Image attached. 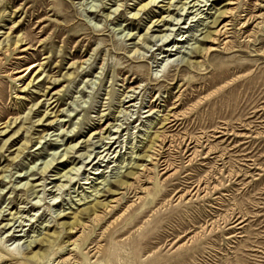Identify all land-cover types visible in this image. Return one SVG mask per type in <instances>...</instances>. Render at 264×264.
Masks as SVG:
<instances>
[{
    "label": "rangeland",
    "instance_id": "374dc122",
    "mask_svg": "<svg viewBox=\"0 0 264 264\" xmlns=\"http://www.w3.org/2000/svg\"><path fill=\"white\" fill-rule=\"evenodd\" d=\"M142 1L0 0V264H264V0Z\"/></svg>",
    "mask_w": 264,
    "mask_h": 264
},
{
    "label": "bare ground",
    "instance_id": "6f19581e",
    "mask_svg": "<svg viewBox=\"0 0 264 264\" xmlns=\"http://www.w3.org/2000/svg\"><path fill=\"white\" fill-rule=\"evenodd\" d=\"M164 0H144V1H142V2H140L138 5H139V7L137 8V11L133 14V18L135 17H137L138 15H139V13L140 12H146V11H148V10H150L151 8H153V6H158V4L160 3V2H163ZM196 1V0H195ZM175 2H176V0H169V2H168V4H167V8L165 9V11L166 12H168L169 14H168V16H170L171 14H170V10H171V7H173V6H176V9L175 10H179L178 12H179V14H180V12L181 11H183V10H185L186 9V7H183L184 5H186L187 4V0H178V2H180L181 3V6H180V8H178V4H176L175 5ZM189 4V3H188ZM159 6H161L162 7V5H159ZM194 6V5H193ZM178 8V9H177ZM184 12V11H183ZM228 13V11H221V12H219V14L216 16V17H214V19L211 21V24H212V26L215 28L214 30H211V31H208L205 35H204V40L206 39V41L205 42H208L207 44H209L210 45V47L208 48V47H205V46H197L196 47V52L197 53H200V54H203V52H205V53H209L210 51H212V50H216L217 49V46H220V45H217L218 43V41H219V36L220 35H224L225 33H227V31H226V28H227V25H228V22H225L224 23V21H225V15ZM231 13V12H230ZM181 15H183V13H181ZM231 15V14H230ZM167 16V17H168ZM167 17L166 16H161V17H159V18H157V19H155V20H153L152 22H151V24L148 26V28H147V30H146V33L144 34V35H142V36H144V38H145V36L147 35V34H149V31L151 30H153L154 29V27H156V26H160V23L163 21L164 23L162 24L163 26H167L165 29H160V31L161 32H164V30H170V28H168L169 27V25H170V23L172 22V17L170 18V19H167ZM251 17V16H250ZM221 18H223V19H221ZM257 18V17H256ZM249 20H251V18H249L248 20H246L244 23H243V25L241 26V27H245L247 24H248V22H249ZM230 22V21H229ZM174 24V23H173ZM151 33V32H150ZM162 34V33H161ZM229 34V33H228ZM130 35V34H129ZM166 34H164V35H158L159 37H162V36H165ZM154 36V35H153ZM157 36V35H156ZM229 37V36H228ZM140 39V38H139ZM222 40V39H221ZM19 41H17V43H18ZM229 42V41H228ZM220 44V43H219ZM171 51H172V49H170ZM218 50V49H217ZM36 66H37V64L36 63H34V64H32L29 68H36ZM39 66V65H38ZM129 97H131V96H129ZM132 99H130L129 101H127L128 103H132V101H131ZM131 106H133V105H131ZM178 108V106H174L173 107V109L171 110V113H173L176 109ZM171 116H174V115H172L171 114ZM167 119H169V118H167ZM170 121H173V120H170ZM171 122H169L168 124H170ZM108 130H109V132L111 131L110 130V126L106 129V132H108ZM8 131V130H7ZM100 132H98L97 130H95V132H92L90 135H89V137L87 138V140H85V141H83V142H89L90 141V139H91V137L93 136V137H95V135L96 134H99ZM112 133H109L108 134V137H105V138H110L109 136L111 135ZM167 138V136L163 133V134H156L154 137H153V139L151 140V145H150V147H149V149L150 150H152V149H154L155 147V145H156V143H158L159 141H161V142H163L165 139ZM182 138V137H181ZM165 143V142H164ZM78 144V143H77ZM77 144H75V145H73V146H70V147H68V152L67 153H70V152H74V149L76 148V146H77ZM94 144V143H93ZM87 146V145H86ZM108 146V145H107ZM113 145H111L110 147L108 146L105 150H109L110 151V149H111V147H112ZM162 146V145H161ZM165 146V145H164ZM166 147V146H165ZM162 148V147H161ZM22 149V148H21ZM21 149H19L18 151H17V155H16V157H18L19 156V154H20V152H21ZM104 150V151H105ZM150 150H149V152H150ZM104 151H101L102 153L104 152ZM78 152V149L77 150H75V153H77ZM100 152V153H101ZM99 153V152H98ZM83 154V153H82ZM156 154V153H155ZM63 155V154H62ZM71 155V154H70ZM91 155V154H90ZM108 155V153H106V156ZM82 155H80V157H81ZM89 156V155H88ZM105 156V157H106ZM158 156V155H157ZM15 157V158H16ZM62 157V156H61ZM72 157V156H71ZM71 157H69V155H67V154H64L63 155V158H62V160L60 161V165H63L64 163H67V165H65L63 168H62V171H58L57 172V175H61L60 177H59V179H61L62 177H67V175L69 174V173H72V171H74V170H77V168H76V159H74V160H71ZM77 157V156H76ZM153 157H155L154 156V153H146V154H143V155H139V158L143 161V162H148L149 161V163H150V161H153L152 159H153ZM86 158V157H85ZM157 158V157H156ZM81 159V158H80ZM82 160V159H81ZM164 161V160H163ZM70 163H73V166H70L68 169H65L66 168V166H68V164H70ZM170 165V164H169ZM144 166H146L145 164H138V163H136V162H133V164H132V167H131V169L130 170H128L127 172H125L123 175H120V174H118L117 175V178L114 180V183H112L113 185H116V186H119V187H125V186H128V185H130V183H129V181H130V179H137V177H138V171H140V170H143L142 169V167L143 168H145ZM46 171V169H44L43 170V172H45ZM126 171V170H125ZM145 171H146V168H145ZM147 172V171H146ZM142 174V173H141ZM143 175V174H142ZM32 179V178H31ZM34 180V179H33ZM29 181H30V179L29 180H27V183H26V186L27 185H30V183H29ZM41 185V184H40ZM36 186H39V184H38V182L37 183H35V184H31L30 186H29V188L30 189H35L36 188ZM198 187V186H197ZM132 190V189H131ZM130 191V190H129ZM99 192L97 191V193H95L94 195H95V198L92 200V201H95L93 204H91V205H89V206H86L85 208H84V210L83 211H85V212H87V213H92L94 216H96V217H98V211H97V209H98V207L100 206V205H102L101 203H100V201H98V200H96V197L98 196L97 194H98ZM137 195V194H136ZM89 197V196H88ZM180 197V196H179ZM91 201V202H92ZM83 211H82V213H83ZM28 218V217H27ZM118 218V217H117ZM14 220V219H13ZM94 220H95V218H94ZM80 222H79V220H78V218H76L74 221H72V223H71V229H74L75 230V228H76V226H78V224H79ZM11 223L10 222H8V223H6V226L8 225H10ZM14 226V225H13ZM43 240H44V237L42 238H40L39 237V239L37 238L36 240H33V241H31L29 244H28V247H30L33 243H35V242H37L38 243V241H42L43 242ZM39 257V253L38 252H36V253H34L33 255H31L30 257H24V259L26 260H28V259H36V258H38ZM26 260V261H27ZM26 261H22L21 262V264H29V262H26Z\"/></svg>",
    "mask_w": 264,
    "mask_h": 264
}]
</instances>
